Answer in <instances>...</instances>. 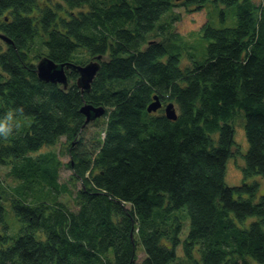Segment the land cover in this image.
Here are the masks:
<instances>
[{"label":"trees","instance_id":"16d2710c","mask_svg":"<svg viewBox=\"0 0 264 264\" xmlns=\"http://www.w3.org/2000/svg\"><path fill=\"white\" fill-rule=\"evenodd\" d=\"M178 6L199 31L174 30ZM0 34V264H264V193L225 183L239 112L243 177H264V0H0ZM98 56L88 93L36 74ZM84 104L105 111L87 141Z\"/></svg>","mask_w":264,"mask_h":264},{"label":"rangeland","instance_id":"374dc122","mask_svg":"<svg viewBox=\"0 0 264 264\" xmlns=\"http://www.w3.org/2000/svg\"><path fill=\"white\" fill-rule=\"evenodd\" d=\"M46 1V0H45ZM258 3V0H253ZM190 10V9H189ZM213 10V7H212ZM235 9L232 7L227 9V14L225 17L224 22H220L218 19L215 21L211 20L212 26L218 27H230L235 24V16H233V11ZM174 13L179 16V19L176 23H174V30L181 35H187L190 32H197L201 28V26L206 22V11H195V12H188L183 7H175ZM214 14V12H212ZM6 44L0 39V49L4 50ZM101 119H97L98 123L92 122L89 123L82 131V137L85 141L93 138L98 132L101 131L103 126ZM233 128H234V147L232 148L233 154L230 156L226 162L225 168V183L228 186H237L240 185L242 182L250 183L252 181H258L259 183V190L258 195L264 193V177L260 176H253L250 178L243 177V167H244V155L248 150V144L245 137L244 132V123L245 118L243 112H239L234 117L233 121ZM103 134L101 135V137ZM63 141H60L57 146H54L53 149L57 150V152H62L60 154V161L63 164H66L69 161V155L67 153V146L62 144ZM70 174V171L62 167L60 169V179L66 180ZM187 233V225L183 229L182 237ZM138 261L142 259L143 254L139 253Z\"/></svg>","mask_w":264,"mask_h":264},{"label":"water","instance_id":"95a60500","mask_svg":"<svg viewBox=\"0 0 264 264\" xmlns=\"http://www.w3.org/2000/svg\"><path fill=\"white\" fill-rule=\"evenodd\" d=\"M0 39L4 40L6 43H10V40L2 34H0ZM98 60H100L99 56L85 65L77 66L71 63L57 64L49 58L43 57L36 64V74L40 81L58 84L63 89H66L68 85L66 71L75 70L78 74L76 86L81 90V92L88 93L91 82L100 67ZM153 99L154 101L150 103L146 109L148 113L156 112L161 107L158 98L154 96ZM80 112L85 118L84 124L86 125L103 116L105 111L102 107H94L89 104H84L80 108ZM164 115L168 120H176L177 115L173 103H169L164 107Z\"/></svg>","mask_w":264,"mask_h":264},{"label":"clouds","instance_id":"9594fccd","mask_svg":"<svg viewBox=\"0 0 264 264\" xmlns=\"http://www.w3.org/2000/svg\"><path fill=\"white\" fill-rule=\"evenodd\" d=\"M12 114L9 113L5 118L0 119V135L7 136L12 128Z\"/></svg>","mask_w":264,"mask_h":264},{"label":"bare ground","instance_id":"6f19581e","mask_svg":"<svg viewBox=\"0 0 264 264\" xmlns=\"http://www.w3.org/2000/svg\"><path fill=\"white\" fill-rule=\"evenodd\" d=\"M5 44H7L4 40H2Z\"/></svg>","mask_w":264,"mask_h":264}]
</instances>
